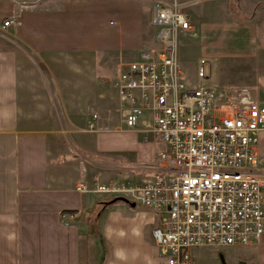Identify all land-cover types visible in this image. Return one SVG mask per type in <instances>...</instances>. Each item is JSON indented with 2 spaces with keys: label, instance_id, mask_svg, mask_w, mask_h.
<instances>
[{
  "label": "crops",
  "instance_id": "0c3cea01",
  "mask_svg": "<svg viewBox=\"0 0 264 264\" xmlns=\"http://www.w3.org/2000/svg\"><path fill=\"white\" fill-rule=\"evenodd\" d=\"M254 1L184 4L191 31L183 33L203 36L209 28L202 22L205 17L213 23L227 21L231 14L246 24L257 16L262 21L264 0ZM154 2L50 0L22 8L16 1L0 0V264H166L154 250L153 211L120 201L132 210L134 229L128 235L118 231L109 217L102 235L97 213L112 203L101 208L98 201L107 198L76 190L79 182L113 181L116 171L143 176L141 168L164 148L153 133L126 128L121 117L107 127L97 112L103 101L105 58L120 66L128 63L121 61L126 54L135 61L142 49L154 48L149 46L151 39L152 45L157 41L158 29L150 23ZM224 3L229 7H223L227 16L222 18L215 12L221 13ZM12 17L19 24L3 27ZM226 35L205 33L215 48ZM260 42L254 33L246 49L234 56L264 54ZM113 99L118 100L114 90ZM93 113L97 119L90 130ZM258 148L264 159V132ZM260 171L264 173V164ZM63 211L75 214L69 224L60 217ZM250 247L254 251L247 263L264 264V234Z\"/></svg>",
  "mask_w": 264,
  "mask_h": 264
},
{
  "label": "built area",
  "instance_id": "2783aa9c",
  "mask_svg": "<svg viewBox=\"0 0 264 264\" xmlns=\"http://www.w3.org/2000/svg\"><path fill=\"white\" fill-rule=\"evenodd\" d=\"M177 0L152 5L157 47L121 63L112 81L126 128L151 132L164 145L135 183L79 182L76 190L100 198L123 197L154 212V242L166 264H191L199 247L255 246L264 234V104L246 87L191 84L177 60L180 32L191 23ZM19 24L12 17L3 27ZM200 60L197 73L205 78ZM93 113L88 127L95 129ZM131 174L125 173L123 179ZM74 213L61 212L65 224Z\"/></svg>",
  "mask_w": 264,
  "mask_h": 264
},
{
  "label": "rangeland",
  "instance_id": "374dc122",
  "mask_svg": "<svg viewBox=\"0 0 264 264\" xmlns=\"http://www.w3.org/2000/svg\"><path fill=\"white\" fill-rule=\"evenodd\" d=\"M13 1H16L18 5L22 8H36L41 7L43 4L47 3L50 0ZM157 1L158 0H155V2ZM177 1L178 3H181V5H179L178 8L176 6V12L173 13H178V11H182L186 15V13L183 11L184 4L187 5L195 0H186V3H184L185 0ZM222 1H228L227 3H233V1L238 0ZM260 1L263 0H255L253 4ZM227 3L221 4V7H219L222 10L221 13L215 12L217 15L223 16L222 18L227 16V10L223 8L225 6L229 7ZM230 16L231 17L228 18L227 21H221V23H213L215 20L211 18L209 19L207 17L202 19L204 27H209L208 29H205L204 33L202 34L203 36H198L201 34L198 33L197 37H191L188 34L180 32L178 34L177 40V60L179 61L180 66L182 67L184 73L186 74V77L188 78L191 84L210 86L217 92L221 91L223 88L233 89L246 87L251 91L254 99L259 101L262 100L261 102L264 104V71H259L260 69L264 70V54L256 55L253 58L234 56L235 53L239 52L240 50L244 48L246 49V47L249 45V43L246 44V41L249 40V37H254V33L256 35L257 41H261L260 48H264V20L261 21V19L257 16L254 17V22L246 24L243 21L237 19L235 17L236 15L231 14ZM259 19L261 22L259 21ZM230 20H237V23H224L229 22ZM199 24L201 25V21L199 22ZM153 30L154 32H156L157 29L155 28ZM207 30H214L216 34H218V32H222L223 35L224 33H227V35L223 37V41H221L220 44H217L215 48L211 43L212 37L205 36ZM152 41L153 39L150 40L151 44L149 46L156 48L158 46L156 45L157 43L153 42L152 45ZM211 53H214L215 55H212ZM130 58H132V54H126V56H124L121 61L129 62L132 60ZM201 59H204L206 61V64L204 65L205 78L199 79L197 77V73L199 70ZM245 64H248V67ZM256 67H258L259 70H257ZM121 69L122 68L119 66V61L117 63L116 61L113 62L112 60H109V58H105L103 62L104 75L102 80L103 101L102 103H100V107L98 109L99 111L97 112H101L102 118L105 121V125L109 128H112V126L116 124L119 118L121 117L119 103L118 100L113 99L112 89V81ZM72 112L77 113V115H81L80 113H82L81 111ZM105 169L106 168L104 167V173L109 170ZM116 172L118 173L117 175L115 174V178L113 180L122 181L127 184L135 183L139 181L142 177H144L142 175H130L129 178L123 179L121 175H118L120 171ZM109 173L110 172H108L107 174ZM8 180L6 181L9 182ZM108 199L114 198L108 197L107 200ZM94 202L95 200H93V203ZM134 208L135 210L143 209V207H141L139 204H136ZM97 215V226L99 228V232H101L102 235V231L105 226L104 223L107 222L109 217L112 221V227L118 231H122L128 235V233L134 229V217H130L132 215V210L123 205V203L121 202L112 203L106 210L100 209ZM158 223L159 222L156 221V224ZM90 225L92 227V230L97 229L94 220L90 222ZM154 250L157 256L160 257L161 255H159L160 253L158 248L154 247ZM253 251V247L243 246L199 247L193 250V261L191 264H229L228 261H230V264H250V262L247 263V256L252 254ZM228 258H230V260ZM162 259L163 258L161 256L160 260L162 261Z\"/></svg>",
  "mask_w": 264,
  "mask_h": 264
},
{
  "label": "water",
  "instance_id": "95a60500",
  "mask_svg": "<svg viewBox=\"0 0 264 264\" xmlns=\"http://www.w3.org/2000/svg\"><path fill=\"white\" fill-rule=\"evenodd\" d=\"M115 201H122V202L130 205L131 207H135L134 202H130L129 200H127L126 198H123V197H115L111 202L113 203Z\"/></svg>",
  "mask_w": 264,
  "mask_h": 264
},
{
  "label": "trees",
  "instance_id": "16d2710c",
  "mask_svg": "<svg viewBox=\"0 0 264 264\" xmlns=\"http://www.w3.org/2000/svg\"><path fill=\"white\" fill-rule=\"evenodd\" d=\"M113 199H108L107 201L105 200H100L98 201V205L101 206V208H106L107 206H109L112 202ZM115 202H120V201H115ZM69 212V211H66Z\"/></svg>",
  "mask_w": 264,
  "mask_h": 264
}]
</instances>
